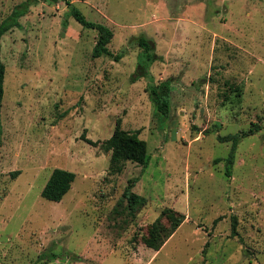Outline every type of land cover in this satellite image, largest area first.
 Segmentation results:
<instances>
[{"label":"rangeland","instance_id":"374dc122","mask_svg":"<svg viewBox=\"0 0 264 264\" xmlns=\"http://www.w3.org/2000/svg\"><path fill=\"white\" fill-rule=\"evenodd\" d=\"M25 1L0 0V22L26 10L0 40V264H264V0H69L113 32L94 58L97 30L63 0ZM168 80L164 116L149 93ZM117 123L146 165L110 171ZM249 128L227 175L219 137ZM55 168L74 179L50 201ZM129 184L145 204L127 206ZM164 208L184 219L154 250Z\"/></svg>","mask_w":264,"mask_h":264},{"label":"trees","instance_id":"16d2710c","mask_svg":"<svg viewBox=\"0 0 264 264\" xmlns=\"http://www.w3.org/2000/svg\"><path fill=\"white\" fill-rule=\"evenodd\" d=\"M31 0L25 2L30 3ZM54 2L58 0H52ZM69 7V13L84 27L93 28L97 30L98 36L92 49V57H100L101 55L110 54L107 48L110 42L113 32L112 30L101 23H96L89 21L77 9L73 3L69 0H63ZM22 4V3H21ZM26 10L18 5L13 9L11 14H9L2 22H0V40L2 35L10 30L12 27H18L20 25L18 19L24 14ZM139 44L149 49L152 43L146 38H139ZM1 48V46H0ZM119 55L115 58L119 59ZM4 75L5 66L0 61V105L3 98L4 88ZM171 85L170 80L152 87L150 89V98L155 103L157 111L164 116L168 115L169 112V97H170ZM255 124H252V126ZM252 128L245 131H240L236 134L227 135L224 137H219L221 140H231V147L229 156L226 160V174H229L228 165L231 163L233 158V152L236 149L237 142L239 138L248 136L252 134ZM87 142L91 145H97L96 141L87 139ZM100 147L104 151H111L110 154V171L120 172L123 168L125 161H132L139 163L141 165H146L148 160L146 142L138 137L137 132H129L120 128L117 123L112 135L100 144ZM216 161H218L216 159ZM228 163V164H227ZM74 179V173L65 169L55 168L52 170L48 180L46 181L42 191L41 196L50 201H59L67 193L71 187V183ZM123 198L127 201V206L131 207L135 203L142 205L146 203L145 198L134 193L131 190V184L124 188L122 193ZM184 215L171 209L164 208L160 215L151 223L148 228L147 235L142 237L144 244L154 250L160 249L164 242L173 234L180 223L183 221ZM166 220V221H165ZM232 234L235 233L234 223H233Z\"/></svg>","mask_w":264,"mask_h":264}]
</instances>
